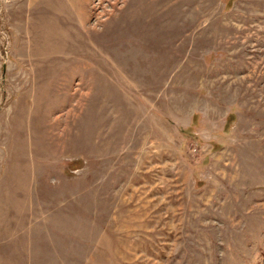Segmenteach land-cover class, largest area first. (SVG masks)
Returning <instances> with one entry per match:
<instances>
[{"label":"rangeland","instance_id":"obj_1","mask_svg":"<svg viewBox=\"0 0 264 264\" xmlns=\"http://www.w3.org/2000/svg\"><path fill=\"white\" fill-rule=\"evenodd\" d=\"M0 264H264V0H0Z\"/></svg>","mask_w":264,"mask_h":264}]
</instances>
